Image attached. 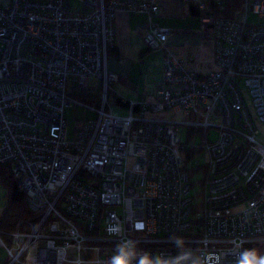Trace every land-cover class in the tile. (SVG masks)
<instances>
[{
  "label": "built area",
  "instance_id": "obj_1",
  "mask_svg": "<svg viewBox=\"0 0 264 264\" xmlns=\"http://www.w3.org/2000/svg\"><path fill=\"white\" fill-rule=\"evenodd\" d=\"M159 1L0 0V166L31 212L0 236L4 264H240L244 245L264 239V0H240L231 17L181 0L213 36L215 69L204 74L168 46L153 21ZM121 11L147 15L137 30L163 70L151 99L126 106L112 102L106 63ZM73 104L95 118L68 139ZM177 125L200 142L186 146ZM195 153L204 178L193 200Z\"/></svg>",
  "mask_w": 264,
  "mask_h": 264
},
{
  "label": "crops",
  "instance_id": "obj_2",
  "mask_svg": "<svg viewBox=\"0 0 264 264\" xmlns=\"http://www.w3.org/2000/svg\"><path fill=\"white\" fill-rule=\"evenodd\" d=\"M198 15L190 12L189 3L181 0H160L159 13L153 18V21L162 28L168 29L167 44L169 47L177 50L185 58V65L193 68L200 74H204L215 69L213 64L214 40L211 31L206 29ZM148 17L143 13L118 12L115 16V43L107 53V69L116 75V81L113 84L115 96L112 102L115 103L116 97H121L126 101L141 102L144 99H151L153 90L163 80L161 76L162 52L158 51L155 58L159 59L157 66V78L154 88L145 89L143 93L135 94L128 88L123 87V81L126 82L130 77H135V73L142 74L137 70L131 59L134 55L138 58L151 55V51H144L142 42V32L137 27H144L147 24ZM150 53V54H149ZM153 56V55H152ZM254 250V252H246ZM69 259L75 258L74 250L68 251ZM256 255L264 256V239H260L244 245L240 264H246V261L255 259ZM73 264V263H65ZM89 264V263H83Z\"/></svg>",
  "mask_w": 264,
  "mask_h": 264
},
{
  "label": "rangeland",
  "instance_id": "obj_3",
  "mask_svg": "<svg viewBox=\"0 0 264 264\" xmlns=\"http://www.w3.org/2000/svg\"><path fill=\"white\" fill-rule=\"evenodd\" d=\"M234 9L237 10L238 14H241L244 12V4L243 1H238V4ZM197 19H199L198 16H196ZM263 19H258V17L253 14L249 13L247 15V22L250 24H255L257 22H262ZM110 50V49H109ZM158 57V51H151V55H148L147 58L142 57L138 58V55H134L131 59V63L134 64L137 70L142 71V74L135 73V77H130L126 82L123 83V87L128 88L130 91L134 92L135 94L143 93L145 89L154 88L155 83L157 82V78H161L162 76V66H161V76L159 74L157 75V66L155 63L161 59V57L158 59L155 58L154 53ZM149 53V54H150ZM153 55V56H152ZM162 65V62H161ZM85 104H89L90 101L83 98H78ZM119 106H115L114 110H117ZM63 116L66 120V137L68 139L72 138L73 130L75 128L77 121H82L85 119H94L95 113L92 110H89L87 108H83L78 104H73L72 106H67L63 110ZM162 117H172L171 113H166L161 115ZM176 121H181L185 117H182L180 114L173 116ZM178 127V136L180 140L186 145L189 146L191 143L198 144L201 140V135H193L191 133V130L188 129L184 125H177ZM218 132L216 128H211L209 132V140L211 142H214L217 140ZM195 157L192 158V161L190 163H186L188 167H192V169L189 171V180L191 185V194L193 196V200L199 199L201 196L200 191L202 190V180L204 178V171L198 170L196 167V164H201L204 162V158L202 154L195 153ZM189 161V159H187ZM7 188L3 185V183L0 181V218L2 216V212L6 206L7 203ZM1 238L7 242L8 236L3 235L0 233ZM8 260L7 253L3 246L0 245V264H4Z\"/></svg>",
  "mask_w": 264,
  "mask_h": 264
},
{
  "label": "trees",
  "instance_id": "obj_4",
  "mask_svg": "<svg viewBox=\"0 0 264 264\" xmlns=\"http://www.w3.org/2000/svg\"><path fill=\"white\" fill-rule=\"evenodd\" d=\"M218 1H221V3ZM240 0H208L209 7L204 11L205 16L213 17H231L234 13V7ZM190 12L200 17V11L189 3ZM114 47V46H113ZM144 51H149L144 48ZM116 95V94H115ZM121 97L115 99V103L126 106L128 101H121ZM0 181L7 188V203L0 218V232L8 236L15 228L16 224L24 219L31 217V212L25 205L23 193L18 189L14 178L7 165L0 166Z\"/></svg>",
  "mask_w": 264,
  "mask_h": 264
},
{
  "label": "clouds",
  "instance_id": "obj_5",
  "mask_svg": "<svg viewBox=\"0 0 264 264\" xmlns=\"http://www.w3.org/2000/svg\"><path fill=\"white\" fill-rule=\"evenodd\" d=\"M246 252H254V250H246ZM119 264H126V262L121 260ZM246 264H264V256L256 255L255 259L246 261Z\"/></svg>",
  "mask_w": 264,
  "mask_h": 264
}]
</instances>
